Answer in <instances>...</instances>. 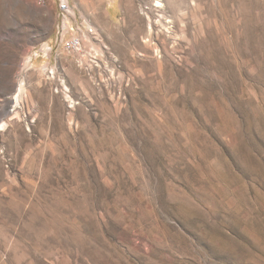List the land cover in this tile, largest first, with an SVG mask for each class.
<instances>
[{
  "label": "rangeland",
  "instance_id": "obj_1",
  "mask_svg": "<svg viewBox=\"0 0 264 264\" xmlns=\"http://www.w3.org/2000/svg\"><path fill=\"white\" fill-rule=\"evenodd\" d=\"M111 1L0 0V264H264V0Z\"/></svg>",
  "mask_w": 264,
  "mask_h": 264
},
{
  "label": "built area",
  "instance_id": "obj_2",
  "mask_svg": "<svg viewBox=\"0 0 264 264\" xmlns=\"http://www.w3.org/2000/svg\"><path fill=\"white\" fill-rule=\"evenodd\" d=\"M40 5L46 6L50 0H36ZM58 6V21L59 31L56 34V45L62 47V49L68 54L81 55L79 65L83 66L85 59H97L99 53L90 48L86 50L85 43L86 38H89L93 42H97L98 36L95 29L84 24L75 25L76 22V10L72 7L70 0H55Z\"/></svg>",
  "mask_w": 264,
  "mask_h": 264
},
{
  "label": "bare ground",
  "instance_id": "obj_3",
  "mask_svg": "<svg viewBox=\"0 0 264 264\" xmlns=\"http://www.w3.org/2000/svg\"><path fill=\"white\" fill-rule=\"evenodd\" d=\"M114 2H115V1L112 0V1H111V4H112V5H115ZM58 31H59V21H58L57 30H56L55 33L58 34ZM19 97H20V96H19ZM13 98H15V101H17V99H18V95H16V96L13 97ZM13 102H14V101H13ZM2 127H4V123L0 125V129H2Z\"/></svg>",
  "mask_w": 264,
  "mask_h": 264
}]
</instances>
